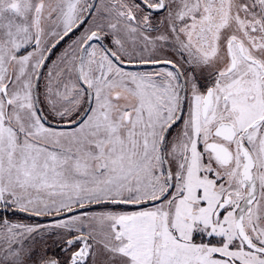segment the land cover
Segmentation results:
<instances>
[{
  "label": "snow or ice",
  "instance_id": "1",
  "mask_svg": "<svg viewBox=\"0 0 264 264\" xmlns=\"http://www.w3.org/2000/svg\"><path fill=\"white\" fill-rule=\"evenodd\" d=\"M0 264H264V0H0Z\"/></svg>",
  "mask_w": 264,
  "mask_h": 264
}]
</instances>
